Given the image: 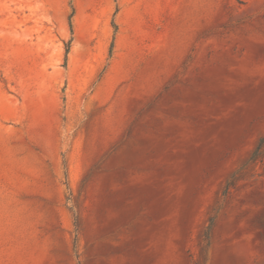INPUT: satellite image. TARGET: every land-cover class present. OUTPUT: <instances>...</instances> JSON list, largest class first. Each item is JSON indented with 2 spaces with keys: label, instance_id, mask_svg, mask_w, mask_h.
I'll return each mask as SVG.
<instances>
[{
  "label": "rangeland",
  "instance_id": "374dc122",
  "mask_svg": "<svg viewBox=\"0 0 264 264\" xmlns=\"http://www.w3.org/2000/svg\"><path fill=\"white\" fill-rule=\"evenodd\" d=\"M0 264H264V0H0Z\"/></svg>",
  "mask_w": 264,
  "mask_h": 264
},
{
  "label": "trees",
  "instance_id": "16d2710c",
  "mask_svg": "<svg viewBox=\"0 0 264 264\" xmlns=\"http://www.w3.org/2000/svg\"><path fill=\"white\" fill-rule=\"evenodd\" d=\"M73 11H72V14L70 15V27H71V30H72V21H71V18H72V16H73V14H74V8L72 9ZM70 43H71V41H69V43L66 45V53H68L69 52V50H70Z\"/></svg>",
  "mask_w": 264,
  "mask_h": 264
}]
</instances>
